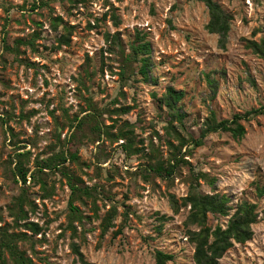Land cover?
I'll list each match as a JSON object with an SVG mask.
<instances>
[{
	"label": "rangeland",
	"instance_id": "1",
	"mask_svg": "<svg viewBox=\"0 0 264 264\" xmlns=\"http://www.w3.org/2000/svg\"><path fill=\"white\" fill-rule=\"evenodd\" d=\"M213 1L231 16L224 46L195 0H0V239L34 264H72L71 242L93 264H155V251L195 264L182 201L194 186L227 197L229 215L257 207L252 238L218 264H264V110L245 116L264 107V59L246 47L264 43V0ZM139 38L148 79L125 61ZM169 87L183 93L180 121ZM211 113L239 115L244 135L194 146ZM61 153L62 166L43 168ZM228 218L208 214L207 226Z\"/></svg>",
	"mask_w": 264,
	"mask_h": 264
},
{
	"label": "trees",
	"instance_id": "2",
	"mask_svg": "<svg viewBox=\"0 0 264 264\" xmlns=\"http://www.w3.org/2000/svg\"><path fill=\"white\" fill-rule=\"evenodd\" d=\"M203 3L209 13V21L206 25V29L211 34H216L219 38L220 46H224L226 36L229 31V21L231 16L224 12L220 6L213 0H195ZM117 22V19L116 21ZM136 46L131 45V52L125 57L126 62H140L141 66L139 73L148 79V55L150 52L149 44L141 42ZM248 49H251L254 54L264 59V43H256L254 41H248L246 44ZM209 87L213 90V94L216 93L215 81H208ZM183 98L181 91H176L169 87L166 90L164 104L174 111L173 115L180 121L183 114L179 113L176 104ZM264 110V107L259 109H253L245 113V116L260 114ZM242 117L239 115L233 116L231 120L217 121L214 114L211 113L209 119L204 123L199 138L193 140L194 146L198 147L202 144V140L211 133L219 131L229 132L232 137L239 138L245 133L243 126L239 123ZM181 141V140H180ZM185 144V142H181ZM19 157H23L24 154H18ZM71 159H75V155H70ZM67 158L63 153L53 158V162L45 164L43 168L55 169L58 166H62L66 162ZM176 163L179 160L174 159ZM155 171L160 173L162 171L161 164H158ZM166 175H171L173 172V166H170L169 170L164 171ZM18 174L23 183L26 182V172L19 167ZM68 184L71 190L74 192L76 186L68 180ZM84 192V191H83ZM257 195L261 197L264 195V189L257 188ZM183 204L189 206V213L187 215L185 226L195 227L196 230H188L187 237L191 244L194 246L193 260L195 264H218L221 257L234 246V244H244L249 241L253 232L251 226L256 223L258 219V213L256 211V204L242 201L238 203L233 214L229 215L231 207L229 201L224 195L213 194H200L194 186L189 188V192L185 198H183ZM174 208V206H173ZM70 209L73 213L77 214L78 210L70 205ZM176 210V209H175ZM208 214L219 215L221 217H229L226 226H216L214 229L207 226ZM114 216V210L104 218L102 222V233L104 234L109 228L113 226L112 218ZM36 227L35 225H32ZM34 232H38L36 228H31ZM74 231V228H72ZM121 230L118 229L114 235L120 234ZM70 249L74 255L72 264H93L84 258L80 252V247L77 243L71 242ZM6 253L9 261L12 264H34L33 261L26 257L23 252H20L13 236L8 239H0V264H5L3 253ZM172 260V255L164 253L162 251H155L154 261L155 264H167Z\"/></svg>",
	"mask_w": 264,
	"mask_h": 264
}]
</instances>
